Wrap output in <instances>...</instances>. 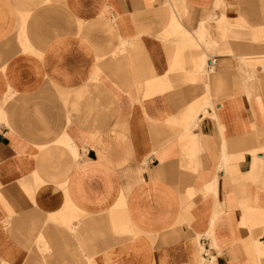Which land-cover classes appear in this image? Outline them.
<instances>
[{
    "label": "crops",
    "instance_id": "obj_1",
    "mask_svg": "<svg viewBox=\"0 0 264 264\" xmlns=\"http://www.w3.org/2000/svg\"><path fill=\"white\" fill-rule=\"evenodd\" d=\"M0 264H264V0H0Z\"/></svg>",
    "mask_w": 264,
    "mask_h": 264
}]
</instances>
